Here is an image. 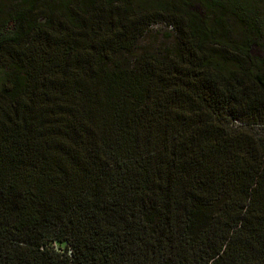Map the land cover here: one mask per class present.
Returning <instances> with one entry per match:
<instances>
[{
    "label": "trees",
    "instance_id": "1",
    "mask_svg": "<svg viewBox=\"0 0 264 264\" xmlns=\"http://www.w3.org/2000/svg\"><path fill=\"white\" fill-rule=\"evenodd\" d=\"M13 1L0 264H264V0Z\"/></svg>",
    "mask_w": 264,
    "mask_h": 264
},
{
    "label": "rangeland",
    "instance_id": "2",
    "mask_svg": "<svg viewBox=\"0 0 264 264\" xmlns=\"http://www.w3.org/2000/svg\"><path fill=\"white\" fill-rule=\"evenodd\" d=\"M221 4L225 7H231L230 0H221ZM255 2L263 1V0H254ZM173 3H176L174 1ZM196 10L202 14L204 12V8L200 3L196 2ZM262 4V3H261ZM15 8V2L13 0H1L0 3V30L5 23V20L9 19V15ZM2 12V13H1ZM220 14V12H218ZM223 16V15H222ZM225 19L227 27L230 31L231 37L236 40H243L248 37V32L244 29L238 19L232 15L228 14ZM173 32L172 27L167 25L166 23H157L150 27L147 35L142 38L138 43L137 53L142 52L146 48L155 49L156 51H162L167 47L174 46V40L167 38L165 33ZM257 52V50H256ZM261 53V51H260ZM233 125L236 127L240 125L239 122H234ZM247 129H250L252 132L256 133L262 140H264V124L263 125H255V126H245ZM50 246L54 247L57 251L63 253V251L68 248L66 242L63 241H53L50 242Z\"/></svg>",
    "mask_w": 264,
    "mask_h": 264
}]
</instances>
